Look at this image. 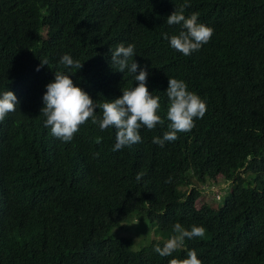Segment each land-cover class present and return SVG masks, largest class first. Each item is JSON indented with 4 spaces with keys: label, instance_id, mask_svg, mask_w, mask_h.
Instances as JSON below:
<instances>
[{
    "label": "trees",
    "instance_id": "1",
    "mask_svg": "<svg viewBox=\"0 0 264 264\" xmlns=\"http://www.w3.org/2000/svg\"><path fill=\"white\" fill-rule=\"evenodd\" d=\"M185 3L214 29L188 56L162 35L182 30L166 19ZM119 43L135 44L164 125L118 151L115 129L91 120L70 142L53 136L40 110L55 71H68L60 58L83 63L71 78L99 104L138 83L112 67ZM6 52L19 69L0 71V84L20 103L0 121V264H168L187 249L202 264H264V0H0V60ZM169 77L207 111L161 147L152 140L170 123ZM176 222L205 235L162 257L154 248ZM133 227L140 248L119 232Z\"/></svg>",
    "mask_w": 264,
    "mask_h": 264
},
{
    "label": "clouds",
    "instance_id": "2",
    "mask_svg": "<svg viewBox=\"0 0 264 264\" xmlns=\"http://www.w3.org/2000/svg\"><path fill=\"white\" fill-rule=\"evenodd\" d=\"M188 5L181 4L167 16L166 23L169 26L181 25L182 30L170 37L163 33L164 39L169 41L170 46L185 56L208 43L214 29L204 23L198 22L199 13L193 12L185 15ZM6 56L0 60V71L6 69H19L18 61L6 52ZM135 55V44L119 43L111 50L112 67L120 72L127 69L135 74L134 80L138 83L133 87L121 89L122 95L102 103H95L90 95L80 86L75 84L71 78L77 70L81 69L83 63L74 60L69 54H64L59 63L68 71H55L54 79L46 85L43 94V107L40 110L45 117V126L51 129L53 136L64 142H70L79 131L82 124L91 120L104 131L109 128L115 129V144L113 151L121 150L133 144L140 143L142 138L140 129L142 127L153 130L157 125H164V120L159 115L160 97L155 96L147 87L148 72L146 68L139 66L133 59ZM131 61V62H130ZM58 64V63H56ZM48 65L47 60L41 61V66ZM140 69L137 74V69ZM39 71V66L37 67ZM11 88L3 90L0 84V121H3L8 113H14L19 107L17 95L10 91ZM168 98L167 119L170 121L168 130L162 136L153 137L152 142L161 147L165 142L178 139L177 133L191 131L195 127V120L203 118L207 111L206 101L198 94L188 89L187 83L182 79H168L166 89ZM102 110L98 116L96 109ZM97 142L101 138L97 137ZM143 172L136 174L139 181ZM167 182H171V178ZM218 195L220 191L217 192ZM138 222V221H137ZM205 229L203 226L192 225L191 229L185 228L181 223L173 225V234L164 241L163 247L157 245L154 251L162 257L171 256L173 252L184 248L185 239L203 237ZM69 240V239H68ZM168 264H202L195 249H187L186 258H172Z\"/></svg>",
    "mask_w": 264,
    "mask_h": 264
},
{
    "label": "rangeland",
    "instance_id": "3",
    "mask_svg": "<svg viewBox=\"0 0 264 264\" xmlns=\"http://www.w3.org/2000/svg\"><path fill=\"white\" fill-rule=\"evenodd\" d=\"M223 185H225L222 181H219L218 183H216L215 185H213L212 186V188H213V190L215 191V192H219L220 191V188L223 186ZM204 187H205V185H204ZM221 190H225V188H221ZM210 195V194H209ZM207 197H208V194H207ZM210 197V199L212 198V196L210 195L209 196ZM200 200V201H199ZM198 200V202H197V205L198 206H200L203 202H204V199H199ZM212 202V201H211ZM221 202V201H220ZM141 223L142 224H145V221H143V220H141ZM147 229L145 228V229H143V231H146ZM119 232L121 233V234H131L134 238H135V242H137V245H136V248H140L141 247V243H142V239H143V235L142 234H140L139 232H138V230L135 228V227H133V228H129L127 231H126V229H120L119 230Z\"/></svg>",
    "mask_w": 264,
    "mask_h": 264
}]
</instances>
